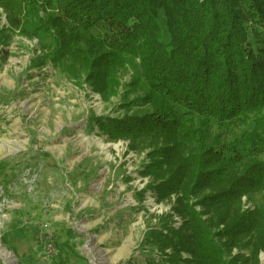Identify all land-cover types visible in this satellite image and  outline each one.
<instances>
[{"label":"trees","instance_id":"1","mask_svg":"<svg viewBox=\"0 0 264 264\" xmlns=\"http://www.w3.org/2000/svg\"><path fill=\"white\" fill-rule=\"evenodd\" d=\"M0 7L10 25L0 44L9 30L52 35L54 62L76 66L72 73L103 98L118 93L129 59H138L127 111L92 121L133 149L149 148L141 171L154 180L148 188L157 201L177 197L174 213L145 231L147 264H260L264 202L244 211L241 199L264 189V178L220 181L236 159L264 148V0H0ZM138 194L142 200L144 190ZM235 247L248 252L232 254Z\"/></svg>","mask_w":264,"mask_h":264},{"label":"rangeland","instance_id":"2","mask_svg":"<svg viewBox=\"0 0 264 264\" xmlns=\"http://www.w3.org/2000/svg\"><path fill=\"white\" fill-rule=\"evenodd\" d=\"M159 21L169 39L165 17ZM4 26L10 27L0 7V30ZM7 33L8 44H0V264H8L5 253L12 264H126L135 258L147 264L145 231L174 213L177 197L157 201L148 188L154 180L141 171L149 148L133 149L92 121L127 111L124 93L141 74L138 59H129L118 93L103 98L83 74L72 73L76 66L54 62L52 35ZM239 178L261 184L264 148L236 159L220 183ZM250 194L241 199L244 211L264 202V189ZM174 219L182 224L176 213ZM239 252L248 251L235 247L232 254ZM101 255L106 263L97 259ZM259 261L264 264V251Z\"/></svg>","mask_w":264,"mask_h":264},{"label":"bare ground","instance_id":"3","mask_svg":"<svg viewBox=\"0 0 264 264\" xmlns=\"http://www.w3.org/2000/svg\"><path fill=\"white\" fill-rule=\"evenodd\" d=\"M2 251L5 252V250H2ZM5 256H6L5 259L8 261V264H12V261H10V258H9V256L7 255V253H5ZM97 259H100V261H99L100 263H101L102 260L105 259V260L103 261V263H106V258H105L103 255H101V258H97ZM93 264H97V263H93Z\"/></svg>","mask_w":264,"mask_h":264}]
</instances>
